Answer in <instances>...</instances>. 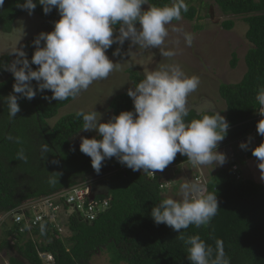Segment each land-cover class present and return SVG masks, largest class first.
<instances>
[{
	"label": "trees",
	"instance_id": "16d2710c",
	"mask_svg": "<svg viewBox=\"0 0 264 264\" xmlns=\"http://www.w3.org/2000/svg\"><path fill=\"white\" fill-rule=\"evenodd\" d=\"M17 2L23 3L24 0H4L0 8V30L3 33H12L17 21L28 15L27 10L16 6ZM172 2L148 0L149 5L156 6L170 5ZM216 2L223 14L240 16L248 25L246 38L252 46L245 55L246 71L240 82L222 84L219 93L226 102L224 117L230 125L225 136L228 139L226 143L236 140L246 142L248 147L240 149V156L253 159L256 157L252 150L264 142V136L257 132L260 119L256 118L260 107L256 96L264 88V0ZM32 13L39 16L43 23L54 24L59 19L55 8L45 14L38 0ZM197 13L195 7L188 6L182 18L193 20ZM222 25L232 30L235 21L225 20ZM118 34L119 24L114 30V35ZM36 37H29L23 46L30 62ZM129 42L126 40L122 46L113 43L107 51L123 60ZM118 48L119 54L113 55ZM11 59L10 55L0 56V77L7 75L0 83V100L13 93L15 78L11 71L6 70ZM235 62H231L232 67L236 66ZM31 66L33 69L38 67L34 64ZM130 72L129 78L136 84L145 78L137 71ZM31 83L36 88L37 82L33 80ZM51 95L50 90H37L32 100L20 98L22 104L16 117H10L9 112L4 117L0 116V212L15 208L23 200L48 195L102 175L105 176L101 179H93V188L97 193L96 199H107L109 206L95 220L87 222L81 219L83 214L79 216L70 205H66L64 210L67 216L59 220L62 227L69 230L68 234L46 227L41 233V224L31 228L20 224L26 228L16 235L18 244L11 246L3 243L7 250L13 249L19 253V257H9L10 264H44L40 253H51L54 264H89L91 257L104 249L111 252L113 264H191L187 256L188 246L180 240V236L188 238L192 235H199L213 248L216 239L222 240L230 264H264V187L254 180L243 178L239 170L240 178L234 174L231 166L235 162L216 171L206 184L205 192H216L220 208L211 223L200 227L190 225L179 233L163 223L156 224L151 216L152 207L165 198L160 177L132 171L115 157L106 159L97 174L92 168L91 158L72 141L83 131L82 117L72 113L61 117L53 127H48L47 119L56 116L59 108L74 99L57 101L44 98ZM109 107L113 117L121 111L134 110L133 101L127 93L115 96ZM193 118H198L194 109L185 119L190 121ZM252 133L257 136L254 142L247 138ZM5 135L15 138L6 142ZM27 140L32 141L31 146L39 140L37 147L34 145L38 151L37 157L28 153ZM45 144L49 149L46 154L42 152ZM21 152L26 159H19ZM239 159V163L244 162ZM53 160L58 163H52ZM184 161H188L187 156L180 154L172 163ZM50 178L56 179L54 185L50 183ZM67 208L73 213H68ZM27 232L37 235L41 242L38 243L37 238L33 240L29 237L24 241L19 237Z\"/></svg>",
	"mask_w": 264,
	"mask_h": 264
},
{
	"label": "clouds",
	"instance_id": "9594fccd",
	"mask_svg": "<svg viewBox=\"0 0 264 264\" xmlns=\"http://www.w3.org/2000/svg\"><path fill=\"white\" fill-rule=\"evenodd\" d=\"M38 3L43 6L45 14L55 8L60 18L55 21L52 31H42L34 39L35 51L31 62L23 49L12 51L15 56L6 65V70L12 72L15 83L13 93L3 99L13 118L20 111L18 99L32 100L37 90L51 91V97L45 96V99L63 101L75 98L93 82L108 78L118 67L106 55L113 43L122 46L130 40L140 48H158L162 56L174 57L175 51L162 48L169 35L167 26L180 21L182 14L188 11L186 0H173L170 5L163 6L149 5L146 10L142 5L148 4V0H38ZM3 5L4 0H0V8ZM36 5L37 0H24L23 3L17 2L16 6L31 15ZM118 24L119 34L114 35ZM172 31L181 32L182 29L173 27ZM183 34L186 44L191 46L193 35ZM117 54L119 48L113 53ZM32 64L38 67L33 69ZM33 80L37 82L36 88L31 83ZM199 85V76L188 75L178 63L164 64L145 73V78L127 93L134 110L121 111L107 122H100L96 111L77 113L83 119L84 131L97 132L95 137L82 138L80 151L91 158L92 168L97 174L103 162L113 157L132 171L148 172L150 177L156 176L157 171L162 172L177 153L186 155L193 165H222L226 156L217 148L230 125L207 101L205 106L189 103V96ZM256 100L260 106L256 116L260 119L257 132L264 136V88L258 91ZM193 109L198 118L186 120ZM247 147L246 142H241V150ZM42 152H49L47 144L42 146ZM252 154L258 158L261 178L264 179V142L257 145ZM18 156L26 159L23 152ZM52 163L58 161L53 160ZM50 183L54 185L56 179L50 178ZM205 189L202 190L197 183H182L180 199L164 198L152 207L154 222L163 223L179 233L190 225H209L220 208L216 192L206 193ZM26 200L11 210L0 212V216L10 213L0 224V254L7 251L5 244L14 246L19 242L16 235L21 226L14 218L20 214L19 206ZM40 230L41 233L45 231L44 224L40 225ZM34 236L38 239L37 235ZM19 237L24 241L29 237L35 240L30 232ZM180 240L188 246L187 256L191 264H230L220 239H216L215 248L199 235L180 236ZM40 257L44 264H54L51 253H40ZM6 263L10 264L9 259Z\"/></svg>",
	"mask_w": 264,
	"mask_h": 264
},
{
	"label": "rangeland",
	"instance_id": "374dc122",
	"mask_svg": "<svg viewBox=\"0 0 264 264\" xmlns=\"http://www.w3.org/2000/svg\"><path fill=\"white\" fill-rule=\"evenodd\" d=\"M186 3L189 7L197 9L196 17L193 20L182 18L180 21H173L172 24L168 25L169 35L162 46L164 50L175 51L176 55L174 57H164L158 48L144 49L131 44V42H129V48L123 60L117 59L106 51V55L114 63H117L118 67L109 74L108 78L93 82L86 91H82L68 104L59 108L56 116L47 119L48 127H53L56 121L63 116L80 111L85 113L96 111L97 117H100V122H107L113 117V111L109 107L110 101L115 96L128 93L129 89L135 88L136 83L129 78L131 70L143 75L169 63H178L188 75L199 76L200 85L188 98L190 104L205 106L204 102L207 101L224 116L226 102L220 97L219 87L222 84H236L243 78L246 71L245 55L252 46L246 38L248 25L240 16L223 14L216 0H186ZM148 7L149 3L142 5L144 10ZM225 20L235 21L232 30L223 27L222 23ZM16 24V29L12 33H3L0 30V56L10 55L13 59L14 53L12 51L16 48L24 50L23 46L29 37L38 36L42 31H52L54 28V24H44L39 16L33 14L20 18ZM173 27L181 28L182 31H172ZM184 32L193 35L194 39L191 46L186 44ZM233 60L236 61L235 67L231 66ZM6 78L7 75H2L0 83ZM18 104H22L20 98ZM7 109L4 99L0 100V116L4 117L8 113ZM23 133L27 134L26 131H23ZM82 135L83 138H92L97 135V132L96 130H83ZM5 136L4 141L6 142H11L15 138L14 136ZM256 137V134L252 133L247 138L254 142ZM227 140L225 137L218 143L217 151L224 153L226 156L222 165H193L188 160L179 164L171 162L162 172L157 171V176L164 184L163 196L165 198L180 199L182 196L180 185L185 182L197 183L203 188L211 175L221 168H227L232 162H235L231 166L233 171H237L238 167L243 178L254 180L264 187V179L261 178V170L258 167V158L245 159L243 155L240 156L242 140L226 143ZM27 141L28 153L37 157L38 151H36L34 145L37 147L39 140L32 146L30 144L32 141ZM81 141L79 142L81 143ZM178 155L180 153H177ZM239 157L244 162L239 163ZM93 179L94 177H90V180ZM67 210L68 213H73V210L70 211L69 208ZM66 216L67 214H64L62 217L66 218ZM63 230V232L69 233L67 228H63ZM33 237L35 238L34 235ZM105 250L94 254L89 264H113L111 252ZM17 255L13 249L2 252L0 254V264H7L6 262L10 256L17 257Z\"/></svg>",
	"mask_w": 264,
	"mask_h": 264
},
{
	"label": "built area",
	"instance_id": "2783aa9c",
	"mask_svg": "<svg viewBox=\"0 0 264 264\" xmlns=\"http://www.w3.org/2000/svg\"><path fill=\"white\" fill-rule=\"evenodd\" d=\"M237 171H233V173L240 178ZM150 174L153 173L150 172ZM96 195L97 193L92 187V180L88 179L57 192L24 201L19 206L20 214L15 212L18 215L14 219L20 224L24 223L28 228L44 224L47 229L56 228L62 233L64 230L59 218H63L62 216L66 213L64 210L66 205H70L79 216L83 214L84 217L81 219L87 222L95 220L102 212L106 211L109 206L108 200L99 201L96 199ZM9 216L10 213L1 215L0 224ZM25 228L21 226L19 230L24 231Z\"/></svg>",
	"mask_w": 264,
	"mask_h": 264
},
{
	"label": "water",
	"instance_id": "95a60500",
	"mask_svg": "<svg viewBox=\"0 0 264 264\" xmlns=\"http://www.w3.org/2000/svg\"><path fill=\"white\" fill-rule=\"evenodd\" d=\"M82 138H83V135H82V132H81L77 136L72 138L73 144L75 143L76 145H79L80 144L79 141L82 140Z\"/></svg>",
	"mask_w": 264,
	"mask_h": 264
},
{
	"label": "flooded vegetation",
	"instance_id": "af4514ba",
	"mask_svg": "<svg viewBox=\"0 0 264 264\" xmlns=\"http://www.w3.org/2000/svg\"><path fill=\"white\" fill-rule=\"evenodd\" d=\"M33 14V13H32ZM33 15H35V14H33ZM43 23V22H42ZM45 24V23H44ZM22 49V48H21ZM14 56H15V54H14ZM144 56H146V55H144ZM139 70V69H138ZM139 72L141 73V71L139 70ZM143 74V73H142ZM143 76L145 77V74H143ZM194 106V105H193Z\"/></svg>",
	"mask_w": 264,
	"mask_h": 264
},
{
	"label": "crops",
	"instance_id": "0c3cea01",
	"mask_svg": "<svg viewBox=\"0 0 264 264\" xmlns=\"http://www.w3.org/2000/svg\"><path fill=\"white\" fill-rule=\"evenodd\" d=\"M202 190H204L205 189V187H203V188H201Z\"/></svg>",
	"mask_w": 264,
	"mask_h": 264
}]
</instances>
